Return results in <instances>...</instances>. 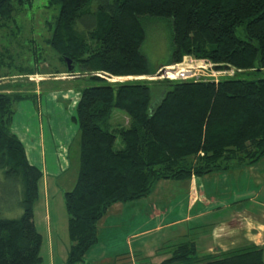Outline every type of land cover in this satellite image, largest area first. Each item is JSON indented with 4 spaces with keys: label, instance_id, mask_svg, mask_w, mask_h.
<instances>
[{
    "label": "trees",
    "instance_id": "trees-1",
    "mask_svg": "<svg viewBox=\"0 0 264 264\" xmlns=\"http://www.w3.org/2000/svg\"><path fill=\"white\" fill-rule=\"evenodd\" d=\"M33 1L0 0V30L17 24ZM47 5L58 7L47 42L65 64L64 73L99 82L82 90L75 117L79 174L64 195L72 242L67 264L85 261L99 243L100 221L114 205L149 197L160 181L224 173L264 159V0H47ZM162 21L171 33L169 64L194 56L234 74L155 84L108 81L106 75L144 79L156 72L143 46L150 39L147 26L159 31ZM0 90V175L11 184L7 194L0 192L22 209L20 217L6 218L0 204V264H39L43 236L35 204L43 172L11 130L16 104L30 95ZM115 110L129 117V126L112 125ZM170 252L160 264H264V247L256 245L200 256L195 243L186 242Z\"/></svg>",
    "mask_w": 264,
    "mask_h": 264
},
{
    "label": "rangeland",
    "instance_id": "rangeland-1",
    "mask_svg": "<svg viewBox=\"0 0 264 264\" xmlns=\"http://www.w3.org/2000/svg\"><path fill=\"white\" fill-rule=\"evenodd\" d=\"M47 6V0H34L31 7H27L18 14L17 24L14 23L12 26L9 25L0 30V89L3 87L7 93L30 95V98L18 102L15 106L16 113L11 127L14 134L16 128L22 127L25 131H31V134H37L41 129L40 122L43 114L47 135V127L53 126L57 135L69 139L76 131H79V124L74 117L77 116V106L82 90L89 86L98 85L99 82L79 74L73 76L64 73L67 71L65 64L61 62L57 53L47 42L52 35L50 24L54 25L55 23L58 7L48 8ZM162 22H164V26L159 31H152L154 28L151 27L152 25L147 26V30H151L149 32L150 39L148 36L143 46V53L156 72L144 79L116 78L106 75L108 81L115 84L147 80L149 83L155 84L161 80L159 77L169 68L175 70L199 68V65L195 64V59L198 58L194 56H185L181 63L169 64L172 52L171 33L168 22ZM237 35L245 38L241 30H238ZM210 79L213 78H207V80ZM36 98L41 99L42 110L38 108L39 99ZM28 117H32L34 120L25 124L23 119L27 118L28 120ZM129 122V117L123 111L115 110L113 112L111 123L114 127H127ZM119 147H121L120 139L116 142V148ZM78 174L79 149L75 145L71 150L70 164L66 174L58 178L61 182L54 185L53 181L56 174H49L51 183L48 195L52 218L51 229L55 243L54 256L51 254L50 243L45 231L46 211L44 202L46 192L43 190V183L40 184V197L35 204V224L38 231L44 235L39 264H67L68 262L72 242L68 233L69 217L63 197L68 189L70 191L75 186ZM256 175L263 178L260 185L252 181V177ZM191 179L161 183L163 187L159 185L156 195H152L154 190L151 194L152 197L125 204L121 203L122 207L110 211L104 217L105 221L103 219L99 225V243L90 250L88 260L101 261L102 263L104 259L106 262L113 261L116 254L127 253L126 250H129L130 246H127L126 249V243L131 237L138 264H154V262H159L164 254L169 256L167 252H170L171 249L165 244L178 241L181 243L180 241L193 239V237L189 238L185 234H194L196 220L197 223H201L204 218L209 226L214 221L219 223L226 220L227 216L229 217V214L236 209L237 204L242 203L243 199L247 200L244 203L249 204L248 207H244L245 209L250 211L264 210V159L254 165L232 168L227 173L224 172L220 180L217 177L201 179L200 182L197 180L195 185L206 187V195L215 199L217 203L232 204V206L223 211L214 210L213 214H217L216 216L210 214V216L194 219L193 224L190 217L194 215H189L185 208L189 197V193L186 192L188 183L185 182H190ZM70 182H75L74 186H70L72 185ZM178 184H185L183 192L178 188ZM10 185L8 179L4 175H0V190H4L6 193ZM248 198L254 199L249 200ZM208 200L210 201V198ZM2 203L6 208V212L3 210L4 217L18 218L22 215V209L16 207L13 200L3 196L0 192V204ZM218 206L220 204L215 205L216 208ZM200 207L201 204L199 207L196 206V208ZM8 208H13V212L7 211ZM160 209L168 210V212L161 216L155 215L156 211ZM201 252L199 251L200 256H202Z\"/></svg>",
    "mask_w": 264,
    "mask_h": 264
},
{
    "label": "crops",
    "instance_id": "crops-1",
    "mask_svg": "<svg viewBox=\"0 0 264 264\" xmlns=\"http://www.w3.org/2000/svg\"><path fill=\"white\" fill-rule=\"evenodd\" d=\"M36 99H39L38 108L42 110L43 108L40 106L41 99L40 98H36ZM23 120H24L23 122L27 124V123H30L34 119H32V117H28V120L27 118L26 119L24 118ZM40 124H41L40 126L41 129L39 132H37V134L36 133L31 134V131H25L22 127V128L15 129L16 131L15 135L23 143L30 163L38 167L39 169H41V171L43 172V180H42V183L44 186L43 190L44 192H46V196H45L46 198L44 202V208L46 211L45 213L46 230L45 231L47 232V236H48L47 240L50 243L51 254L54 256L55 243H54V236H53L52 229H51L52 228V218H51V213H50V198L48 195V193L50 192V183H51L49 174H52V175L56 174V176L54 177V181H53L54 185L61 182L58 178L59 176L66 174V171L68 170V167L70 164L71 150L73 149L75 145L76 147H78L79 154H80V142H79L80 140H79V131H76V133L69 139H64L55 133L54 131L55 128L53 129V126L47 127L48 129V135H47L43 114L41 117ZM222 174L223 173H218L217 175L211 174V175L205 176L204 178L192 177L190 182H185V183H188L186 192L189 193L188 202L185 208L189 215H192V214L194 215L193 217H190V221L192 222V224H193L194 219L210 216V214H213L214 210L216 209L223 211L227 207L230 208V206H232V204H226V203H221V202L217 203L215 199L206 195V192H207L206 187L195 185V182L197 180L200 182L201 179H212V177H217V179L220 180L222 177ZM252 181H254L257 185H260L263 182V178L260 175H256L252 177ZM169 182L170 181H160L155 189V192L152 195H156L158 193L157 191L159 189L158 188L159 185L162 186L161 183H169ZM70 184H72L70 186H74L73 184H75V182H72V183L70 182ZM178 188L183 192L185 188V184H182V185L178 184ZM68 190L66 192H68ZM149 197H152V196L150 195ZM209 198H210V201L208 200ZM248 199L251 200L254 198H248ZM63 200H64V197H63ZM245 201L247 200L243 199L240 205L237 204L236 206L237 210L236 209L233 210V212L229 214V217L227 216L226 220L220 221L219 223L214 221L209 226V223L206 220H204V218L201 223H197V220H196L195 225H194L195 226V231L193 232L194 234L192 235L190 233L185 234V236L189 238L193 237L192 240L180 241L181 243H178L179 242L178 241L172 244H165V245L169 249L173 250L174 246H177L179 244L186 243V242H192V243H195L198 253L199 251H202L201 252L202 256L218 255V254L230 251V250L243 248L249 245H256V246L264 247V210L260 209L259 211H250L248 209H245L244 207L249 206V204L244 203ZM199 204H201V207L196 208V206L199 207ZM217 204H220V206L216 208L215 205ZM116 205H114L110 209V211H113L114 209H117L118 207H122L121 203H118ZM167 212L168 210L164 211L163 209H160L156 211L155 215L161 216ZM35 215H36V212H35ZM216 215L217 214L215 215L213 214V216H216ZM150 216L152 217L151 214ZM103 219L105 221V218ZM103 219L100 221L99 225L101 224ZM42 236L44 239V235ZM99 239H100V228H99ZM127 246H130V249L126 250L127 253L116 254L114 257L115 260L113 259V261L108 259L109 261L106 262V259H104L102 263L101 261L94 262V261L88 260V254L90 253L89 251L85 257L84 262L89 263V264H138L137 262L138 260L136 257V251L131 241V237L128 238V243H126V249H127ZM167 253L169 254V256L171 255V252H167ZM165 256L166 255L164 254L163 257L160 258V261L154 262V264H160L166 258L169 257V256L168 257L167 256L165 257Z\"/></svg>",
    "mask_w": 264,
    "mask_h": 264
},
{
    "label": "built area",
    "instance_id": "built-area-1",
    "mask_svg": "<svg viewBox=\"0 0 264 264\" xmlns=\"http://www.w3.org/2000/svg\"><path fill=\"white\" fill-rule=\"evenodd\" d=\"M195 60H196L195 64L199 65L198 69H193V70L177 69L175 70V69L169 68L165 70L164 74H162V76L159 78L161 80L169 79L171 81L197 80V79L208 78V77L217 79L221 75L229 76V75L234 74V71L230 69L222 70V71L215 70L213 63L208 59H195Z\"/></svg>",
    "mask_w": 264,
    "mask_h": 264
},
{
    "label": "water",
    "instance_id": "water-1",
    "mask_svg": "<svg viewBox=\"0 0 264 264\" xmlns=\"http://www.w3.org/2000/svg\"><path fill=\"white\" fill-rule=\"evenodd\" d=\"M68 65L70 66V61H68Z\"/></svg>",
    "mask_w": 264,
    "mask_h": 264
}]
</instances>
